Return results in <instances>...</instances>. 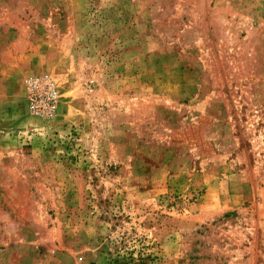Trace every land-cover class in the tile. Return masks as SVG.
I'll return each mask as SVG.
<instances>
[{"label": "rangeland", "instance_id": "1", "mask_svg": "<svg viewBox=\"0 0 264 264\" xmlns=\"http://www.w3.org/2000/svg\"><path fill=\"white\" fill-rule=\"evenodd\" d=\"M0 264H264V0H0Z\"/></svg>", "mask_w": 264, "mask_h": 264}, {"label": "built area", "instance_id": "2", "mask_svg": "<svg viewBox=\"0 0 264 264\" xmlns=\"http://www.w3.org/2000/svg\"><path fill=\"white\" fill-rule=\"evenodd\" d=\"M46 91L31 90L29 93V108L33 111L50 114L53 110L55 100V89L47 83Z\"/></svg>", "mask_w": 264, "mask_h": 264}]
</instances>
